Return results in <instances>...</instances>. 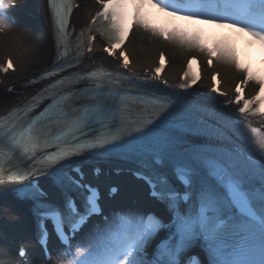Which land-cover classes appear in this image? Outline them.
<instances>
[{"label": "snow or ice", "instance_id": "obj_1", "mask_svg": "<svg viewBox=\"0 0 264 264\" xmlns=\"http://www.w3.org/2000/svg\"><path fill=\"white\" fill-rule=\"evenodd\" d=\"M17 2L0 0V34L17 26L6 12ZM95 2L99 8L87 35L80 31L69 59V26L73 9L80 5L47 0L56 45L53 66L38 78L43 83L26 103L0 113V187L31 181L24 185L30 191L18 193L17 199L34 203L44 264H51L53 237L62 245L59 252L73 256L68 264H264V132L224 114L214 116L213 123L202 121L178 131L172 118L180 100L150 86L147 79L103 68L73 72L81 57L94 52L96 33L105 44L103 52L127 70L132 61L124 47L133 28H141L206 55L209 67L214 61L235 67L243 73L235 89L234 103L242 104L239 113H249L256 105V114L264 115V77L254 76L233 46L210 42L199 31L158 28L145 16L151 6L184 20L238 29L264 44V0ZM197 63L193 56L181 88L197 84L199 77L191 73ZM166 64L161 53L153 79ZM16 71L11 58L0 66L4 74ZM250 81L260 91L245 99ZM220 84L215 73L212 91L225 96ZM96 153L150 161V175L139 169L134 175L149 185L159 212L128 209L104 216L99 187L85 182L82 166L75 163ZM94 171L101 175L99 167ZM41 177L52 180L55 200L41 188ZM74 189L82 192L79 203ZM117 190L112 187L110 193ZM97 216H104L103 224L91 223ZM78 235L82 239L74 245ZM17 254L27 255L23 249Z\"/></svg>", "mask_w": 264, "mask_h": 264}, {"label": "bare ground", "instance_id": "obj_2", "mask_svg": "<svg viewBox=\"0 0 264 264\" xmlns=\"http://www.w3.org/2000/svg\"><path fill=\"white\" fill-rule=\"evenodd\" d=\"M18 3V9H6V12L11 16V18L14 19L17 26L6 33L0 34V58H2L4 54L10 55L11 57H13L18 66L17 71L3 77V83L0 84V113L13 105L20 103L21 101L28 100L37 91L34 90L32 86L27 85L33 77L44 72L49 63L52 61L53 56L56 52L52 23L48 22L47 20V16H50L51 12L47 6V0H18ZM93 8L94 5L89 3L82 11L76 10L72 16V24H74L75 27L82 28L87 25L88 19L85 15L86 11H91ZM26 13L34 14L36 20L27 17ZM145 16L148 18L151 24L154 21L169 20L171 22V28L169 31H172L173 29L187 30L190 32L198 31L194 28L191 21L184 20L179 17L170 16L167 12H163L159 8H154L151 6L148 7L147 9H145ZM234 32L235 31H233V33ZM136 35H143L145 42L139 46H133L134 37ZM229 40L230 39L226 37L222 38L221 41L229 44ZM128 48L133 54V66L136 69L142 70L152 67L157 62L160 50L169 52V55L172 58V62L167 68L166 75L170 80H174L179 76L181 67L176 64L175 58H177V55H179L181 51L185 50V48L171 44L163 40L162 38L155 37L150 32H145L141 28L134 29L132 37L128 42ZM240 61L243 65L246 66V54H243L240 57ZM217 66L220 69L221 76L227 86H229L232 81L237 80L243 74L235 67L227 64H221L217 62ZM263 74L264 64L260 66L256 76L262 77ZM11 85H14L17 89L16 93L11 94L7 91L8 87ZM206 86H208V82L206 79H204L200 84V88L205 89ZM124 187H128V185L124 184ZM138 192L139 194L135 195L136 198L140 197V190H138L137 193ZM130 198V195L124 192L116 201V210L119 213L121 211H125L128 207L137 209L134 205L128 203L129 201L132 202V199ZM114 202L115 201H113L112 204ZM12 203L14 204L11 198L0 196V205L5 206L6 208L14 209ZM111 207L107 206L109 210L112 209ZM118 207L121 209H119ZM0 210L2 211V209ZM7 220L8 221L3 226L4 232H0V237L2 238L0 242L4 247V254H0V264H5L3 255L9 253V256L12 257L13 248L11 242L13 238L17 241L29 239L27 238L28 232L25 231V228L18 229L15 226L11 225V217H9V219ZM93 224L103 223L96 222ZM28 230L30 231V229ZM5 236L11 237V241H9L11 245L4 239ZM74 251L75 249L72 250V252ZM32 252H36L37 254L33 258V261H38L40 258V249H33ZM60 253L61 252H59V248H56V259L54 263L57 264V259H59L60 264H68V261L65 260L66 257ZM70 258V260H72L73 256ZM34 262L29 264H34Z\"/></svg>", "mask_w": 264, "mask_h": 264}, {"label": "rangeland", "instance_id": "obj_3", "mask_svg": "<svg viewBox=\"0 0 264 264\" xmlns=\"http://www.w3.org/2000/svg\"><path fill=\"white\" fill-rule=\"evenodd\" d=\"M144 42H145V39H144L143 35H139V36L136 35L134 37L133 46H139ZM186 54L187 53H185V52H180V54L177 55V58L175 59V62L177 63V65L179 63H181V61L183 60V57ZM9 217H11L10 224L15 225V227H17V228H20L21 221L23 223H25L24 218H22L20 215L16 214L11 208H6L4 206V208H2V211L0 210V226H2V224H4V222H7L8 221L7 219H9Z\"/></svg>", "mask_w": 264, "mask_h": 264}]
</instances>
